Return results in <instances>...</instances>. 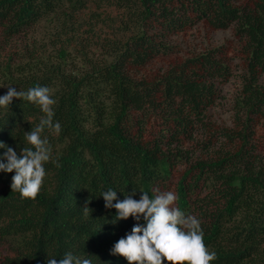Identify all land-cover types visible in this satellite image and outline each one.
<instances>
[{"label": "trees", "instance_id": "1", "mask_svg": "<svg viewBox=\"0 0 264 264\" xmlns=\"http://www.w3.org/2000/svg\"><path fill=\"white\" fill-rule=\"evenodd\" d=\"M96 1L115 9L90 13L99 58L83 49L88 29L77 21L88 0H0V84L48 87L61 125L43 134L53 154L34 201L12 192L15 173L0 172V264H47L67 252L128 264L111 250L137 222L108 223L109 189L119 200L133 189L136 200L171 191L173 206L200 222L211 264H264V0ZM55 14L64 35L57 55L45 47L20 60L15 39ZM198 25L232 28L233 37L182 55L171 36ZM71 49L85 63L76 72ZM236 72L231 124L216 123L207 112ZM43 115L26 100L0 107V141L19 155Z\"/></svg>", "mask_w": 264, "mask_h": 264}, {"label": "clouds", "instance_id": "2", "mask_svg": "<svg viewBox=\"0 0 264 264\" xmlns=\"http://www.w3.org/2000/svg\"><path fill=\"white\" fill-rule=\"evenodd\" d=\"M7 89V93L0 96V107L8 108L14 99L26 100L38 106L44 114L30 132L24 133L26 146L22 147L19 155L0 141V149L5 150L0 156V172L15 173L10 185L12 192H18L21 199L34 201L46 176L44 165L53 154L52 146L43 134L46 129L55 134L61 131L60 123L53 119L56 101L48 87L36 86L27 91H17L15 87L7 86ZM141 192L143 195L139 200L133 198L137 193L135 189L123 200H119L117 191L112 189L101 195L105 208L116 209V216L108 223L116 224L130 217L137 222L131 233L116 242L112 255L124 257L128 264H165V261L167 264H211L215 260L216 253L205 246L197 218L173 206L177 199L173 192L157 191L154 198H150L147 192ZM89 203L91 200L82 209L85 216L92 213L87 206ZM91 257L67 252L59 259L49 256L47 264H93Z\"/></svg>", "mask_w": 264, "mask_h": 264}, {"label": "rangeland", "instance_id": "3", "mask_svg": "<svg viewBox=\"0 0 264 264\" xmlns=\"http://www.w3.org/2000/svg\"><path fill=\"white\" fill-rule=\"evenodd\" d=\"M101 9H103L104 11H109L111 14L115 10L105 1L95 2V0H88L87 8L84 9V12L79 16V20H77L78 23H86L85 25H87L88 29L87 32H83L86 36V42L83 49L97 58L100 57V46L96 42L89 40L91 33L95 31L94 26L96 23V19H90V17L92 16V14L90 13H97L94 12L96 10L100 12ZM124 11L126 10H123V12ZM61 21H63V18H60L59 14H55V16H52L51 18H43L20 38L15 39L13 45L18 47L19 53L21 52L23 54L18 55V57H22L20 60L25 61V58L28 56L40 54L39 50H42L45 47V50L47 52L46 54L50 55L51 57H55L57 55L59 43H61V40L64 36L62 33H59V26L61 25ZM102 24L107 25V23L105 22L97 25L100 26ZM68 34L70 33L68 32ZM73 34V39L79 43V39H82L83 35L82 32H80L79 26L76 27V30ZM232 34V28L227 30L207 31L201 25H198L186 32L172 35L170 40L181 47L180 50L182 55H188L221 45L226 40L231 39L233 37ZM73 52L74 50L71 49V63L69 67L74 72H76L81 67L84 68L85 63L80 58H74L75 56H79H77V54ZM239 89L240 77L238 75V72H236L235 76H233L229 82L219 87L220 97L217 100L216 104L207 112L208 116L213 121L219 124H231L233 103L239 93ZM5 90H7V85L4 83L0 84V93H3ZM104 104H106L105 100Z\"/></svg>", "mask_w": 264, "mask_h": 264}]
</instances>
